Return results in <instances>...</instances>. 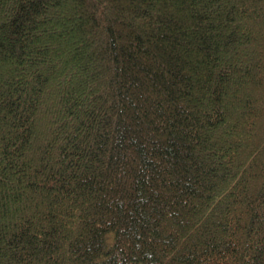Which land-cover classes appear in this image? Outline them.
Listing matches in <instances>:
<instances>
[{"label":"trees","instance_id":"1","mask_svg":"<svg viewBox=\"0 0 264 264\" xmlns=\"http://www.w3.org/2000/svg\"><path fill=\"white\" fill-rule=\"evenodd\" d=\"M0 264H264V0H0Z\"/></svg>","mask_w":264,"mask_h":264}]
</instances>
